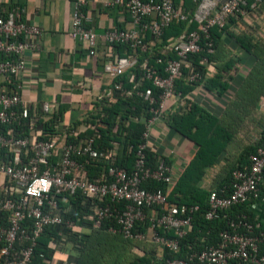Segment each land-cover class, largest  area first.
Instances as JSON below:
<instances>
[{
	"label": "built area",
	"instance_id": "1",
	"mask_svg": "<svg viewBox=\"0 0 264 264\" xmlns=\"http://www.w3.org/2000/svg\"><path fill=\"white\" fill-rule=\"evenodd\" d=\"M184 1L110 0L108 3L126 10L130 25L123 29L112 27L102 34L104 54H107L102 73L108 75L112 83L97 101L109 102L117 90L129 96L135 91L149 105L150 117L131 170L115 163L116 149H96L92 138L69 141V137H77L90 127L84 119L95 115L96 109L85 114L79 120L80 124L74 126V123L63 122L56 104L36 103L22 97L21 78L30 55L40 50L42 29L22 19L20 5L15 4L0 13V264H34L36 239L49 225L64 224L78 229L74 221L65 219L60 213V202H66L68 196L77 192L102 203L94 209L93 228H100L106 220L114 221L115 225L109 227L110 232L121 233L133 240L150 241L174 251L179 249L178 238L190 230L192 216L200 207L198 204L168 203L167 195L161 189L152 191L142 187V182L148 179L171 186L181 171L174 170L164 161L154 168L149 167L144 150L150 149L148 142L156 122L167 125L170 115L187 111V103L194 101V95L202 96V85L183 95L177 90L176 81L199 83L204 76H209L212 67L208 59L201 58L208 66L203 74L193 67L189 55L201 51L212 54L214 47L211 41L202 45L197 30L182 33L159 47L158 44L164 29L173 22H195L205 38H209V28L222 27L231 17L243 23L249 11L261 2L191 0L195 8L188 10ZM84 6V0L73 1L68 35L85 45L89 56H95L99 35L87 25L91 18ZM146 33L151 34L149 40L144 39ZM119 43L127 45L132 53L121 56L112 52L114 45ZM157 47L164 57L169 53L175 56L165 59L164 74L149 65L148 59L139 62L141 54L149 55ZM156 61L162 62V57ZM136 65L141 75L137 77L130 73L131 89H124L122 81L114 82ZM145 81L159 89L157 97L150 87L141 89ZM75 85L82 89L88 87L85 80L77 81ZM40 119L44 120L43 125H38ZM48 124L52 130L45 129ZM44 134L50 138L44 139ZM88 159L101 160L107 165L106 171L94 180L87 176ZM250 159L249 167L232 172L228 186L209 191L206 219L217 218L222 211L246 202H249V210L255 213L260 203H264V197L260 198L264 184V144ZM41 181L46 183L41 184ZM32 188H36L38 194H33ZM151 208L154 209L148 218V227L143 232L136 231V223L144 221L147 218L145 210ZM260 224L257 216L251 222L245 213H241L235 219H228V228L220 233L217 244L191 252L185 259H170L166 264H264V252L261 251L264 229L261 230ZM160 229L164 232L174 230L176 238L159 234ZM50 246L55 245L50 243ZM44 261L49 263V260Z\"/></svg>",
	"mask_w": 264,
	"mask_h": 264
},
{
	"label": "trees",
	"instance_id": "2",
	"mask_svg": "<svg viewBox=\"0 0 264 264\" xmlns=\"http://www.w3.org/2000/svg\"><path fill=\"white\" fill-rule=\"evenodd\" d=\"M253 1L249 0L248 3L250 4ZM263 2L264 0H261V4ZM184 6L188 10H194L195 8V4L191 0H185ZM114 7L129 16L124 8ZM237 23L236 18L231 17L222 27L213 26L209 28V38H205L200 26L195 22H173L164 29L160 44H158L159 47L167 43L169 39L192 30L199 31L202 45L206 41H211L213 44L214 53L212 54L201 51L198 54L189 55L193 67L200 73L205 74L208 68L207 65L201 62L203 57L208 59L212 68H210L211 70L208 69L211 71L210 75L204 76L199 83L177 80L176 88L183 95H188L193 89L201 85L205 90L218 95H223L230 87L238 72L239 56L237 57L231 51L226 50L225 35H229L254 60L252 70L241 80L234 95L235 99L224 110L221 118L192 100L188 101L186 112L174 113L168 117L170 127L197 146L194 155L180 172L175 183L167 186L163 182L153 179L142 182V187L146 189L152 191L161 189L165 192L168 203L199 205V210L192 216L190 230L186 235L178 238L179 249L174 251L166 247H160L153 242L147 244L150 241L133 240L125 238L121 233L110 232L109 227L115 225L114 221L106 220L100 228H93L94 209L102 203L95 198L77 192L68 196L66 202H60V213L65 219L74 221L78 229L68 228L64 224L45 227L36 239L33 255L34 264H50L57 253H61L66 257L67 264H118L119 262L127 263L128 261V264H166L170 259H185L191 252L201 251L206 246L217 244L220 240V233L228 228V219H235L237 215L245 213L251 222L256 220V214L249 210V202L234 205L222 211L217 218L210 220L205 218V212L208 209L209 191L213 188L220 189L223 186H228L233 178L232 172L235 169L249 167L251 164L250 156L255 154L257 148L264 144V117L261 122H258L256 132H252L250 129L252 126L246 125L245 118L236 115L237 109L248 114L249 108L256 107V103L264 96V47L259 42L254 41L253 37L248 34L235 33L231 30V27L237 25ZM112 27L124 28L118 24L110 28ZM150 38L151 34L146 33L144 39L149 40ZM158 47L154 48L149 55L148 53L141 54L139 62L148 59L149 65L153 66L159 73L164 74L165 59L174 58L175 56L173 53H169L167 57H164ZM112 52H116L121 56L132 53L131 49L122 43L115 44ZM158 57H162V62L156 61ZM131 72L136 74L137 77L141 75L139 66L136 65L115 79L114 82L122 81L124 89H131L132 84L129 82ZM147 87L152 89L155 97L158 96L159 89L153 86L150 81H145L141 89ZM148 108V102L138 96L135 91L129 96L125 92L117 90L109 102L104 100L98 103L94 108L96 109L95 115H89L84 119L90 124V127L77 137H69V141L78 142L92 138L96 149H116L117 160L115 163L131 170L137 147L143 142L142 135L145 124L150 117ZM253 120L251 118L250 121ZM43 121V119H40L38 125H43ZM80 122L78 120L74 123V126L79 125ZM247 127L249 131L246 134L251 135L252 139L249 142L238 143L236 138L234 139L235 135L239 130L243 131ZM45 129L52 130V127L48 124ZM43 138L47 139L50 136L44 134ZM230 145L235 148L237 145L239 151L235 152L234 155L228 153ZM144 152L149 167H156L160 161L170 165V161L165 156L148 148ZM222 153H228L229 158L227 157L228 160H226L222 171L215 179L213 187L209 190L199 188L197 183L202 179L205 168L214 165ZM106 169L107 165L101 160H87L86 171L88 178L91 180L98 178ZM263 197L264 184L261 186L260 192V198ZM153 209L145 210L147 218L136 223V231L143 232L146 230L149 225L148 218L152 216ZM155 209L159 210L158 207H155ZM29 222L30 220H28ZM260 225L261 230L264 229V224L261 223ZM257 231L255 230V232ZM158 233L176 238L174 230L164 232L160 229ZM110 235L118 238L122 243L116 244L117 246H112L111 243L107 244ZM50 243H54L55 246L51 247ZM134 243L144 244L148 247L140 245L143 249L142 255L130 254V259H128L129 256H126L125 249L130 250V246ZM153 246L159 247L160 253L156 252V247L153 248ZM261 251L264 252L263 246ZM41 254L43 257H40ZM44 259L49 260V263H46Z\"/></svg>",
	"mask_w": 264,
	"mask_h": 264
},
{
	"label": "crops",
	"instance_id": "3",
	"mask_svg": "<svg viewBox=\"0 0 264 264\" xmlns=\"http://www.w3.org/2000/svg\"><path fill=\"white\" fill-rule=\"evenodd\" d=\"M73 1L0 0V13L8 10L10 6L20 5L23 9L22 19L42 29L40 50L35 55H30L28 67L21 78L22 97L36 103L47 101L56 104L63 122L71 124L82 119L85 114L94 112L98 105L97 97L112 83V79L102 73L103 63L107 57V54H104L102 34L115 24L124 28L130 25L129 16L118 11L116 7L109 6L110 0H84L85 12L91 18L87 25L99 35L97 53L95 56H89L85 45L68 35ZM253 16L256 15L248 13L245 21L243 23L237 21V25L232 26L231 30L238 33L237 26L245 28ZM239 76L234 78L223 95L204 89L202 96H193L194 101L221 118L224 110L235 99L234 95L241 82ZM83 80L88 83L86 89L75 85L77 81ZM261 98L256 107L249 108L248 114L237 109L236 115L245 118L246 125L250 124L253 111L261 108ZM247 131L248 127L243 131L239 130L234 139L236 138L238 143L249 142L252 137L246 134ZM148 145L151 150L165 156L172 168L178 172L189 163L197 148L192 141L178 134L169 124L158 122L153 126ZM238 151L237 145L236 148L230 145L228 153L234 155ZM228 153H222L214 165L205 168L202 179L197 183L199 188L209 190L213 187L215 179L229 158ZM255 213L258 220L264 224V203H260ZM54 257L50 264H67L62 258L65 257L63 254L57 253Z\"/></svg>",
	"mask_w": 264,
	"mask_h": 264
},
{
	"label": "rangeland",
	"instance_id": "4",
	"mask_svg": "<svg viewBox=\"0 0 264 264\" xmlns=\"http://www.w3.org/2000/svg\"><path fill=\"white\" fill-rule=\"evenodd\" d=\"M260 4H261V2L259 3V5L254 10L249 11L250 15H251V13L256 15V16L252 17V20L249 22V24H247L245 26V28H243L242 26L241 27L237 26V28H238L237 30L241 34L245 33V34H248L249 36L253 37L254 41L259 42V44L264 47V6L262 4L261 5ZM259 14H261V15H259ZM224 38H225V43H226V47H227L226 50H228V52L231 51L237 57L239 56L238 72L236 73V76L240 75L238 78H240V80H242L252 70L251 67H252L254 60H253L252 56L249 55L247 52H245L243 49H241L239 47V45L229 35H225ZM240 80H239V82H240ZM261 104H262L261 108L258 111H253V114H252V118L254 120L250 121V124H249L250 126H252L250 128L252 132H256L255 129L257 128L256 126H257L258 122H261L262 118L264 117V96H262V98H261L260 105ZM250 137H251V135H250ZM109 237L110 238H108L107 244L111 243L110 245L117 246L116 244L122 243V242H120V240H118V238H114V236H112V235H110ZM148 243L151 244V242H147V244ZM140 245H144V244L134 243V245L132 244L130 246V250L128 249V251H127L125 249L126 256H129L128 259H130V254L142 255L143 249L140 247ZM145 247H148V246H145ZM155 247L153 246V248H155ZM156 252L160 253L159 247H156ZM128 262L127 263L119 262L118 264H128Z\"/></svg>",
	"mask_w": 264,
	"mask_h": 264
},
{
	"label": "clouds",
	"instance_id": "5",
	"mask_svg": "<svg viewBox=\"0 0 264 264\" xmlns=\"http://www.w3.org/2000/svg\"><path fill=\"white\" fill-rule=\"evenodd\" d=\"M45 183H46V182L41 181V184H45ZM45 190H46V188H45ZM30 191H31L33 194H38L36 188H32V189H30ZM62 258L66 259V257H62Z\"/></svg>",
	"mask_w": 264,
	"mask_h": 264
}]
</instances>
